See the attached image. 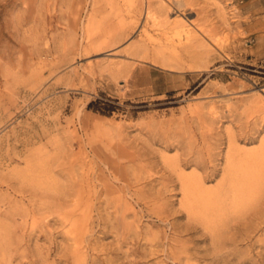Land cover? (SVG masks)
<instances>
[{
  "label": "rangeland",
  "instance_id": "obj_1",
  "mask_svg": "<svg viewBox=\"0 0 264 264\" xmlns=\"http://www.w3.org/2000/svg\"><path fill=\"white\" fill-rule=\"evenodd\" d=\"M260 95L264 0H0V264H264Z\"/></svg>",
  "mask_w": 264,
  "mask_h": 264
},
{
  "label": "trees",
  "instance_id": "obj_2",
  "mask_svg": "<svg viewBox=\"0 0 264 264\" xmlns=\"http://www.w3.org/2000/svg\"><path fill=\"white\" fill-rule=\"evenodd\" d=\"M87 107L89 109H93L94 111H98L101 114L110 115L115 106L104 101H91L88 103Z\"/></svg>",
  "mask_w": 264,
  "mask_h": 264
},
{
  "label": "bare ground",
  "instance_id": "obj_3",
  "mask_svg": "<svg viewBox=\"0 0 264 264\" xmlns=\"http://www.w3.org/2000/svg\"><path fill=\"white\" fill-rule=\"evenodd\" d=\"M140 3V2H139ZM141 4V3H140ZM141 6V5H140ZM139 8V7H138ZM151 16V18H154V14L151 12V10L149 9V7L147 8V15L146 16ZM179 28L181 29V30H184V31H186V32H189V28H188V24L182 19V20H180L179 19ZM260 93V92H259ZM259 95V94H258ZM261 96V95H260ZM259 98V97H258ZM261 100L262 99H264V97H262L261 96V98H260Z\"/></svg>",
  "mask_w": 264,
  "mask_h": 264
}]
</instances>
